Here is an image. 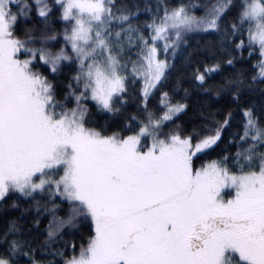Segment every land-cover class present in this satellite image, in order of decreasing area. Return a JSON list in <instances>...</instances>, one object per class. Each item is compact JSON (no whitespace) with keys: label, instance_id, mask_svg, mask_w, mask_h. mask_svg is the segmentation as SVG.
Listing matches in <instances>:
<instances>
[{"label":"snow or ice","instance_id":"snow-or-ice-1","mask_svg":"<svg viewBox=\"0 0 264 264\" xmlns=\"http://www.w3.org/2000/svg\"><path fill=\"white\" fill-rule=\"evenodd\" d=\"M0 218V264H264V0H0Z\"/></svg>","mask_w":264,"mask_h":264},{"label":"trees","instance_id":"trees-1","mask_svg":"<svg viewBox=\"0 0 264 264\" xmlns=\"http://www.w3.org/2000/svg\"><path fill=\"white\" fill-rule=\"evenodd\" d=\"M130 2H131V0H130ZM193 45H195V41H192L191 42ZM193 103H195V98H193ZM128 108H129V111H134L135 110V105L134 104H130L129 106H128ZM98 120H101V121H103L104 119H106V117L105 116H97L96 117ZM3 223V220H2V218H0V224H2Z\"/></svg>","mask_w":264,"mask_h":264}]
</instances>
